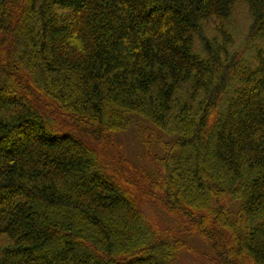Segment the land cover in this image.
<instances>
[{
    "label": "trees",
    "instance_id": "1",
    "mask_svg": "<svg viewBox=\"0 0 264 264\" xmlns=\"http://www.w3.org/2000/svg\"><path fill=\"white\" fill-rule=\"evenodd\" d=\"M193 238L264 264V0H0V264H179Z\"/></svg>",
    "mask_w": 264,
    "mask_h": 264
},
{
    "label": "rangeland",
    "instance_id": "2",
    "mask_svg": "<svg viewBox=\"0 0 264 264\" xmlns=\"http://www.w3.org/2000/svg\"><path fill=\"white\" fill-rule=\"evenodd\" d=\"M230 23L231 25L229 27V31L234 38L232 49L234 52H241L248 41L247 38L251 26V17H249L244 4L239 3L235 6L233 14L230 17ZM141 132L144 134H151L152 128L148 125L145 127L132 126L119 136L124 156L135 165L140 163L141 157L143 156L146 148V145L140 136ZM152 151L153 153H159V149L155 146V144L152 145ZM148 210L151 217L158 225H163L165 224L164 222H169L170 219L168 220L166 215L161 211L155 210L154 208L152 211L150 209ZM170 223H172L171 220ZM191 241L194 245V252L181 256L179 264H217L212 261L211 257L205 255L207 247L203 242L197 238H193ZM203 254L204 257H202Z\"/></svg>",
    "mask_w": 264,
    "mask_h": 264
}]
</instances>
